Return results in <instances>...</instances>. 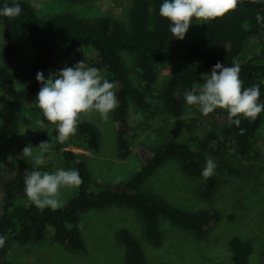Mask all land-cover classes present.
Segmentation results:
<instances>
[{
	"label": "trees",
	"instance_id": "obj_1",
	"mask_svg": "<svg viewBox=\"0 0 264 264\" xmlns=\"http://www.w3.org/2000/svg\"><path fill=\"white\" fill-rule=\"evenodd\" d=\"M12 2L0 0V8L5 3L11 6ZM18 2L22 8L19 16L12 19L0 16V134L16 136L22 125L37 124L38 120H44L43 127L52 128V135L58 134L55 125L44 119L34 103L42 86L36 80V74L42 71L47 79L49 73L64 66H73L76 61L71 58L77 51L83 52L80 61L85 60L89 66L98 68L103 76L116 84L114 91L119 105L114 110V120L120 158L127 157L132 151L129 139L134 130L132 114L154 113L155 105L150 96L158 79L157 60L167 59L174 64L162 91L163 111L167 114H182L186 105L185 90H191L193 85L199 87L200 75L194 64L197 59L201 60L206 73H210L218 61L225 66L238 63L244 87L259 84L260 102L264 103V26L256 20L258 12L264 16V4L240 0L235 11L206 22L198 42L186 44L172 36L170 22L159 15L163 0H133L127 22L111 15L93 20L67 12L42 15L27 0ZM23 36L31 46L30 70L24 79L12 70L20 55ZM88 51L91 53L86 56ZM125 54L132 55L139 85L131 78ZM225 114L223 139L212 132L194 141L170 140L157 146L139 144L136 151L141 162L139 170L125 182L98 190L91 187L85 160L73 150H62L66 164L70 169L79 170L83 183L76 187V193L67 203L55 211L49 208L40 211L26 202L24 177L26 172L37 169L24 162L15 165L5 163L0 155V235L6 237L5 245L0 248V264H7L6 255L11 241L24 245L51 237L73 250H84L79 226L82 216L91 209L111 204L132 208L141 218L147 237L154 246H159L163 240L160 217L192 230L198 236L204 235L219 218L215 208L184 211L159 197L142 192L141 186L171 158L180 163L185 173L195 178L202 177L204 161L208 156L220 157L222 162L224 159L231 160L221 148L229 140L239 154H246L263 121L264 111L254 121L239 117L238 126L229 124L227 112ZM77 132L86 139L90 149L99 148L100 134L84 116ZM216 182L213 176L204 178L200 194L212 196ZM119 235L125 246V264H149L141 244L130 231L122 229ZM229 244L233 264H249L251 243L233 237ZM261 264H264V253Z\"/></svg>",
	"mask_w": 264,
	"mask_h": 264
},
{
	"label": "rangeland",
	"instance_id": "obj_2",
	"mask_svg": "<svg viewBox=\"0 0 264 264\" xmlns=\"http://www.w3.org/2000/svg\"><path fill=\"white\" fill-rule=\"evenodd\" d=\"M42 15L67 12L93 20L102 15H111L127 22L128 11L133 0H27ZM206 22L193 21L184 43L199 41ZM1 40V38H0ZM255 39H253L254 41ZM91 52H87L86 56ZM82 51L73 54L72 61H80ZM131 78L139 85L138 72L133 65L132 55H124ZM31 46L23 36L18 60L12 65L13 72L19 78L29 74ZM200 75L199 86L204 82L201 74L206 73L201 60L194 61ZM174 64L167 59L156 61L158 79L154 93L150 96L154 102L153 114H132L134 130L129 139L132 151L125 157L118 156L117 127L114 111L109 113L107 121L98 114L85 119L93 124L100 134V146L92 150L86 139L77 131L64 143L52 135V128L38 124H24L16 136L0 134L1 160L8 164L29 163L40 171L53 172L57 169H70L62 150H73L86 162L91 187L98 190L103 186L115 185L129 180L139 170L141 162L136 154L139 144L157 146L166 141H194L216 132L223 139L222 126L226 122L223 109H216L204 116L198 109L184 107L182 114L172 116L163 110L162 91L173 71ZM41 141L50 142V148L44 154V164L37 166L33 158L39 154ZM33 146V157L20 158L25 146ZM223 154L231 160L212 158L217 167L213 177L217 186L212 196H202L204 177H192L185 173L180 163L168 159L158 167L141 186L142 192L159 197L184 211L209 210L215 208L219 218L204 235L198 236L192 230L183 228L167 218L160 217L159 228L162 243L159 246L148 239L144 224L138 214L129 207L111 204L95 208L82 216L79 224L84 240V250H73L51 237L33 240L27 244L16 241L9 243L6 255L7 264H125V246L120 231H130L142 246L145 259L149 264H233L230 240L239 237L248 240L252 251L249 264H261L264 253V118L252 138V146L246 154H239L230 140L221 146ZM12 157L9 160V157ZM207 157V158H208ZM206 160V159H205ZM237 163H233V161ZM205 166V161H204ZM63 205L76 193L75 188H62ZM26 202L32 203L26 196Z\"/></svg>",
	"mask_w": 264,
	"mask_h": 264
},
{
	"label": "clouds",
	"instance_id": "obj_3",
	"mask_svg": "<svg viewBox=\"0 0 264 264\" xmlns=\"http://www.w3.org/2000/svg\"><path fill=\"white\" fill-rule=\"evenodd\" d=\"M240 0H163L159 7V15L167 19L169 31L176 39L183 40L193 20L208 22L222 18L235 11ZM252 4H264V0H249ZM22 11L18 0L12 5L5 3L0 8V16L9 19L20 15ZM256 20L264 26V16L259 12ZM240 65L234 63L225 66L217 62L210 73L201 74L204 81L199 87L193 85L185 90L184 100L188 106H196L198 111L207 116L216 109L227 112L229 124H240L239 117L254 121L264 111V103L260 102V85L244 87L240 78ZM36 80L42 85L36 94L34 103L43 114L45 120L55 125L57 141L64 143L75 135L81 117L89 119L93 114L107 121L109 113L114 111L119 101L114 91L116 84L103 76L100 70L89 66L85 60L73 66H64L56 72L49 73L47 79L42 71L36 74ZM37 124L44 129V120ZM50 142L41 141L39 154L33 158L37 166L44 164V154L49 151ZM33 157V146H25L20 158ZM12 157H9L11 160ZM216 162L208 157L201 175L208 179L214 175ZM24 193L40 211L49 208L53 211L63 206L62 188H75L83 183L78 169H57L53 172L33 170L24 177ZM6 243V237L0 235V248Z\"/></svg>",
	"mask_w": 264,
	"mask_h": 264
}]
</instances>
